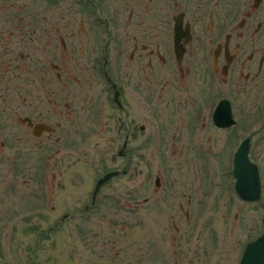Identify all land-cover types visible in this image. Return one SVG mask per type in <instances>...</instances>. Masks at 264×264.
I'll use <instances>...</instances> for the list:
<instances>
[{
  "label": "flooded vegetation",
  "instance_id": "1",
  "mask_svg": "<svg viewBox=\"0 0 264 264\" xmlns=\"http://www.w3.org/2000/svg\"><path fill=\"white\" fill-rule=\"evenodd\" d=\"M245 115L252 116L248 124ZM260 121L264 0H0V164L8 166L4 179L20 171L18 199L34 213L63 209L40 228L45 234L66 222L79 229L101 208L136 213L154 206L170 214L156 237L142 216L144 241L133 264H212L218 241L198 245L195 214L209 208L214 172L235 193L234 153L245 138L260 197L235 195L260 201L262 166L251 153ZM149 148L173 149L186 171L170 182L158 171L155 205L134 199L130 177L122 203L112 183L131 175L132 149ZM95 149L101 155L91 157ZM86 165L96 173L86 174ZM112 171L118 173L95 190ZM10 191L19 193L8 184L1 190ZM96 222L116 225L112 217ZM263 231L244 244L239 263ZM111 233L82 241L83 264H132L125 259L131 243L120 245ZM32 240L29 264L40 245L60 244L49 236Z\"/></svg>",
  "mask_w": 264,
  "mask_h": 264
},
{
  "label": "rangeland",
  "instance_id": "2",
  "mask_svg": "<svg viewBox=\"0 0 264 264\" xmlns=\"http://www.w3.org/2000/svg\"><path fill=\"white\" fill-rule=\"evenodd\" d=\"M244 119L245 124H248L252 116L245 115ZM259 124L264 125V121H260ZM149 128H152V125L149 124ZM257 128L255 126L253 130ZM244 134L250 135L249 132H245ZM100 150L95 149V151L99 152H92L91 157L100 156ZM173 151V149L157 148L132 149L133 164L131 175L120 176L112 183L116 197L123 203L125 198V182L131 177L134 199H137L141 203L143 198H148V205L159 204L160 202L156 203L154 200L157 199L156 196L160 192L154 191L153 185L155 175L158 174V171L160 170V175L166 180L169 178V182L172 178L171 175L186 171L184 166L179 167L176 164V155L173 156ZM251 153L252 157L262 166L261 178L263 193L260 201L255 203L238 201L234 191L231 188L228 189L229 187L226 183L228 179H225L224 176L217 177L215 176L217 173L214 172L213 186L215 185V187L211 190L212 193L214 192V195H210L206 203L209 208L205 212L195 214L198 232V235L195 236L198 238V245L200 246L205 242L209 243L211 237H214L218 241L217 246L216 244L212 245V264H239L240 253L244 244L254 238L259 231L263 230L264 128H260L256 133L254 132ZM122 163L121 160L116 159L114 166L120 169L123 166ZM35 166L34 163L30 162V165L26 167L27 169L29 167L33 169ZM86 167L89 168L86 174L89 175L90 173L93 175L96 173L92 166L86 165ZM7 169V165L0 164V264H29L32 258L30 255L31 248L33 247V244H31L33 242L32 238L35 236H49L60 241V244H54L51 247L46 244L40 245L41 249L39 253L41 255L38 254L36 264H83L78 250L79 248L82 249V241L90 242V238H94V232L99 233V235H106L107 237L110 231L112 232L111 235H115L117 243L120 242V245L125 246L126 243H131L127 249L128 254H126L125 259L130 260L133 264L134 258L140 254L138 243L141 244L144 241L143 234L145 230L140 224L142 216H147L145 218L148 220L150 226L149 231L151 232L149 236L156 237L161 232L166 218L170 214L167 211L159 209L157 211L154 206H149L143 210L144 212L136 213L133 211H124L120 207H116L119 210L115 213H105L104 209L101 208L100 211L90 213L87 219L89 222H84L79 229L74 226L75 223L66 222L63 224V226L65 225L64 227H58L50 233L51 235H48L42 232L40 228H45L49 222H52L61 214L63 209L55 212H49V209H45L42 213H34L30 207L24 204V199H18L19 194L23 190V184L20 181L22 178L20 171H17L18 174L16 177L4 179ZM145 171H147L146 179L143 178ZM199 178L200 176H198ZM196 183L198 186L201 181L197 180ZM6 184L8 186L10 185L11 189L17 190L19 192L18 195L17 192L14 194L15 191L2 193L1 190ZM106 189H104L103 194ZM200 189L199 187L197 205L200 199ZM169 190L171 193L175 191L172 186ZM182 190H184L183 187ZM168 193H164V195ZM174 214L177 215V213ZM108 217H112L116 221L115 228L111 230L105 228V223H102L98 227L96 221L101 220L102 222H106ZM32 224L35 225L32 226ZM124 246L123 248H125ZM44 247L52 249L45 251L43 250ZM99 263L103 262L101 261Z\"/></svg>",
  "mask_w": 264,
  "mask_h": 264
},
{
  "label": "water",
  "instance_id": "3",
  "mask_svg": "<svg viewBox=\"0 0 264 264\" xmlns=\"http://www.w3.org/2000/svg\"><path fill=\"white\" fill-rule=\"evenodd\" d=\"M229 116L231 117V113ZM117 173V171L108 172L103 177L99 178L95 184V190L99 188L101 183ZM232 176L234 178V190L239 198L245 201H256L259 199L260 178L257 167L248 159V138L240 142L234 153ZM263 263L264 231L258 238L246 245L239 264Z\"/></svg>",
  "mask_w": 264,
  "mask_h": 264
}]
</instances>
